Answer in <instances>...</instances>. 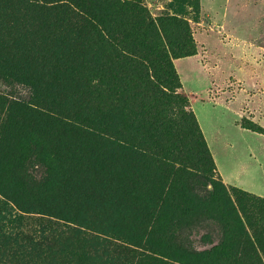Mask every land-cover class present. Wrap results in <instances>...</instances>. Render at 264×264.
Wrapping results in <instances>:
<instances>
[{"label":"trees","instance_id":"16d2710c","mask_svg":"<svg viewBox=\"0 0 264 264\" xmlns=\"http://www.w3.org/2000/svg\"><path fill=\"white\" fill-rule=\"evenodd\" d=\"M137 14L123 0H0V193L20 212L2 223L20 222L21 240L56 255L73 236L95 253L120 251L134 261L153 245L195 253L198 209L215 193L241 203L256 239L246 231L231 261L264 264V199L213 182L212 158L193 118L179 110L188 122L179 126L166 103L156 121L153 99L134 86L120 47L134 36L129 25ZM142 130L150 135L127 143L125 132ZM158 146L169 158L198 153L204 171L173 172L152 161ZM163 194L176 229L157 224ZM28 220L34 229L25 233ZM53 220L74 225L69 239ZM146 220L153 223L149 240Z\"/></svg>","mask_w":264,"mask_h":264},{"label":"rangeland","instance_id":"374dc122","mask_svg":"<svg viewBox=\"0 0 264 264\" xmlns=\"http://www.w3.org/2000/svg\"><path fill=\"white\" fill-rule=\"evenodd\" d=\"M123 1L134 3L138 14L129 25L134 36L127 35L120 50L130 70L132 67L134 86H142L140 92L145 89L153 99V118L162 119L166 103L173 107L179 126L188 125L179 110L191 116L212 158V181L223 184L227 191L238 189L264 199V0ZM118 28L126 36L127 29L114 25V32ZM145 118H149L147 113ZM173 134L180 135V129ZM125 135L131 144L150 132L129 131ZM153 154L152 161H165L173 172L186 167L191 173H200L206 166L195 152L169 158L158 146ZM213 197L198 209L201 218L193 236L195 253L153 245L145 250L146 258L134 261L123 252L95 253L86 242L74 236L69 239L74 225L60 220H53V227L69 239V249L57 255L53 248L32 249L21 240L20 222L2 223L20 212L12 203L6 206L0 193V264H252L231 261L234 249L246 238L245 232L252 237L241 203L234 198L228 202L215 193ZM159 198L158 226L176 229L177 220L165 208L170 202L167 195ZM247 208L258 216L259 210ZM146 223L149 240L153 223ZM27 224L25 233L34 229L30 220ZM83 232L86 237L94 235ZM214 248L221 251L212 252Z\"/></svg>","mask_w":264,"mask_h":264}]
</instances>
